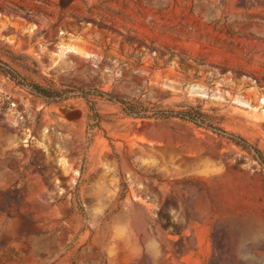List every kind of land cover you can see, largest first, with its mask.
<instances>
[{
	"label": "rangeland",
	"instance_id": "1",
	"mask_svg": "<svg viewBox=\"0 0 264 264\" xmlns=\"http://www.w3.org/2000/svg\"><path fill=\"white\" fill-rule=\"evenodd\" d=\"M0 66V264H264V0H0Z\"/></svg>",
	"mask_w": 264,
	"mask_h": 264
},
{
	"label": "trees",
	"instance_id": "2",
	"mask_svg": "<svg viewBox=\"0 0 264 264\" xmlns=\"http://www.w3.org/2000/svg\"><path fill=\"white\" fill-rule=\"evenodd\" d=\"M32 89L34 91H36L37 93L42 94V95H47V93H48L43 88H41L37 85H32ZM170 113H172V112L170 111ZM176 113H178L177 115L183 119H190V120H195V121L198 120L197 116L195 114H193L191 111H180V112H176ZM170 115H172V114H170Z\"/></svg>",
	"mask_w": 264,
	"mask_h": 264
}]
</instances>
